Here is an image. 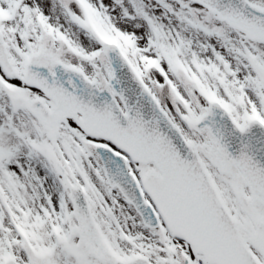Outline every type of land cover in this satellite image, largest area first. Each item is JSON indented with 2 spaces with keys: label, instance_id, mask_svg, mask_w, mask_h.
Instances as JSON below:
<instances>
[{
  "label": "snow or ice",
  "instance_id": "snow-or-ice-1",
  "mask_svg": "<svg viewBox=\"0 0 264 264\" xmlns=\"http://www.w3.org/2000/svg\"><path fill=\"white\" fill-rule=\"evenodd\" d=\"M0 264H264V0H0Z\"/></svg>",
  "mask_w": 264,
  "mask_h": 264
}]
</instances>
